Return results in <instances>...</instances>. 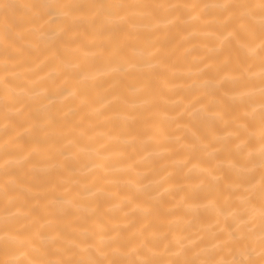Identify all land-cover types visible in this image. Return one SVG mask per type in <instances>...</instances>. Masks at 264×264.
<instances>
[{
  "label": "bare ground",
  "instance_id": "bare-ground-1",
  "mask_svg": "<svg viewBox=\"0 0 264 264\" xmlns=\"http://www.w3.org/2000/svg\"><path fill=\"white\" fill-rule=\"evenodd\" d=\"M0 264H264V0H0Z\"/></svg>",
  "mask_w": 264,
  "mask_h": 264
}]
</instances>
